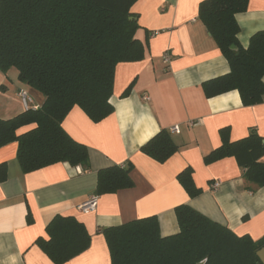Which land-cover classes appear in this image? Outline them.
<instances>
[{
    "label": "crops",
    "instance_id": "0c3cea01",
    "mask_svg": "<svg viewBox=\"0 0 264 264\" xmlns=\"http://www.w3.org/2000/svg\"><path fill=\"white\" fill-rule=\"evenodd\" d=\"M204 0H137L135 38L145 47L143 59L115 67L113 112L93 123L78 107L62 121L63 130L88 149V171L66 163L23 173L17 143L0 148L6 179L0 182V264H54L37 246L48 239L46 228L56 216L73 217L90 237L85 251L63 264H111L103 230L155 216L161 237L179 232L175 209L189 206L238 237L258 240L264 236V185L247 183L244 169L234 157L205 163L204 157L222 144L221 131L230 142L254 132L264 142V95L260 104L243 106L237 91L207 98L203 83L230 71L211 35L198 18ZM237 42L246 49L250 38L264 32V0H248L235 15ZM168 61H165V58ZM264 83V74L262 76ZM131 85L129 94L121 97ZM28 88L9 72H0V119L24 112L17 95ZM34 104L37 94L28 91ZM178 132H171V128ZM33 126L23 128V133ZM161 130L176 152L158 163L140 152ZM264 163V155L259 159ZM127 168L133 185L95 196L99 170ZM201 193L189 197L177 180L183 170ZM96 197L88 212L80 206Z\"/></svg>",
    "mask_w": 264,
    "mask_h": 264
},
{
    "label": "trees",
    "instance_id": "16d2710c",
    "mask_svg": "<svg viewBox=\"0 0 264 264\" xmlns=\"http://www.w3.org/2000/svg\"><path fill=\"white\" fill-rule=\"evenodd\" d=\"M137 0H0V72L17 71V80L42 100L36 110L0 119V148L17 143L16 158L23 173L66 163L90 169L88 149L73 140L62 121L73 107L98 123L113 112L110 102L114 71L119 63L143 59L145 47L135 38L139 29L131 7ZM248 0H204L198 18L227 60L228 74L203 83L207 98L237 91L243 106L260 104L264 95V32L255 33L246 49L239 47L235 15ZM236 50H232L231 47ZM131 85L121 97L129 94ZM31 129L19 133L23 128ZM222 144L204 157L205 163L234 157L247 183L264 185V142L254 132ZM177 150L161 130L140 152L164 163ZM130 166L98 171L95 196L133 185ZM6 164H0V182ZM177 180L189 197L201 193L187 168ZM179 232L161 237L155 216L103 230L111 264H261L256 253L264 236L238 237L189 206L175 209ZM48 239L37 246L54 264H63L87 249L85 228L73 217L56 216L46 228Z\"/></svg>",
    "mask_w": 264,
    "mask_h": 264
},
{
    "label": "built area",
    "instance_id": "2783aa9c",
    "mask_svg": "<svg viewBox=\"0 0 264 264\" xmlns=\"http://www.w3.org/2000/svg\"><path fill=\"white\" fill-rule=\"evenodd\" d=\"M165 61H168L167 57H164ZM19 100L23 106L24 111L27 110H36L38 106L34 104L33 98L30 96L29 92L25 89H20L17 93ZM171 132H178V128L175 126L171 128ZM96 205V197H91L86 203L80 206V210L83 212L91 211L95 208Z\"/></svg>",
    "mask_w": 264,
    "mask_h": 264
},
{
    "label": "rangeland",
    "instance_id": "374dc122",
    "mask_svg": "<svg viewBox=\"0 0 264 264\" xmlns=\"http://www.w3.org/2000/svg\"><path fill=\"white\" fill-rule=\"evenodd\" d=\"M9 72V77H10V79L12 80V82L14 83V84H17V71L15 70V69H11V70H9L8 71ZM29 91V90H28ZM30 96H31V94H30ZM32 97V96H31ZM200 264H203V262H201Z\"/></svg>",
    "mask_w": 264,
    "mask_h": 264
},
{
    "label": "water",
    "instance_id": "95a60500",
    "mask_svg": "<svg viewBox=\"0 0 264 264\" xmlns=\"http://www.w3.org/2000/svg\"><path fill=\"white\" fill-rule=\"evenodd\" d=\"M232 50H236V48L233 46L231 47ZM259 261L261 264H264V248H261L257 253H256Z\"/></svg>",
    "mask_w": 264,
    "mask_h": 264
}]
</instances>
